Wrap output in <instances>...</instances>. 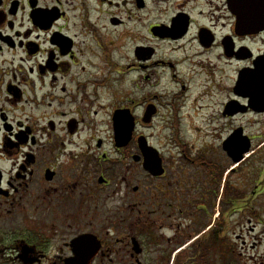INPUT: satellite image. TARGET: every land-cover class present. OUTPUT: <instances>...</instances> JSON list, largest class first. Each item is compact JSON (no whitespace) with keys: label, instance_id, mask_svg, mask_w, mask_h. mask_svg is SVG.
Returning <instances> with one entry per match:
<instances>
[{"label":"flooded vegetation","instance_id":"obj_1","mask_svg":"<svg viewBox=\"0 0 264 264\" xmlns=\"http://www.w3.org/2000/svg\"><path fill=\"white\" fill-rule=\"evenodd\" d=\"M235 1L240 8L264 3ZM89 17L94 24L81 21ZM237 17L231 0H0V264H184V259L211 264L208 251L197 248L212 226L210 219L203 220L212 190L179 194L180 202L191 207L194 224L205 226L196 235L178 234L177 203L169 220L150 219L153 213L142 203L139 183L131 188L134 201H129L132 172L140 184L142 172L151 180L167 178L162 157V176L152 177L144 169L142 138L151 145L142 131L154 128L172 131L180 146L178 131L218 132L213 158L212 152L205 153L208 146L193 154L182 149L179 156L191 169L201 170L202 175L194 174L198 186L205 174L204 187H212L215 179L216 186L222 182L223 206H229L222 215L237 216L234 230L241 233L234 237L238 258L250 257L248 250L255 247L247 240L253 242L264 215L255 204L259 196L264 200V32L239 29ZM106 34L113 37L109 45ZM120 35L139 39L127 71L118 77L134 71L142 83V100L120 93L119 104L108 108L111 148L105 149L100 139L94 150L78 155L76 141L51 136L50 115L35 120L31 110L49 111L51 103H58L52 118L72 112L75 117L62 132L68 131L71 139L77 135L84 115L90 114L78 106L73 86L68 90L63 83L60 96L54 87L64 79L73 85L82 60L115 64L102 54L116 49ZM108 78L95 84L105 87ZM95 111L92 117L98 115ZM193 116L201 118L202 127ZM125 124L132 132L118 146L115 129ZM236 174L251 179V188L237 187ZM116 179L125 191L115 207L109 191ZM235 204L244 210L235 212ZM203 240L216 241L219 264H227L226 236L207 234Z\"/></svg>","mask_w":264,"mask_h":264},{"label":"rangeland","instance_id":"obj_2","mask_svg":"<svg viewBox=\"0 0 264 264\" xmlns=\"http://www.w3.org/2000/svg\"><path fill=\"white\" fill-rule=\"evenodd\" d=\"M89 20L82 19L81 21L86 24L87 21H90V24H94V20L92 17L88 18ZM79 19L76 20V34L77 31L80 29V23ZM103 24H100L102 26ZM72 27V24H70ZM88 30L90 26H85ZM74 29V28H73ZM104 31V30H102ZM106 33V31H105ZM121 39L115 41V47L116 49L109 48L108 51L105 54H102V57L107 56L108 58H113V61L115 64L111 65L109 63V66L104 65V63L100 60H95V65L88 64L86 61L82 60L80 62V65H83L79 68H77V79L71 85V82L69 80H61L60 82L56 83V87H54L55 94L61 95L59 92V88L63 83H67L68 90L71 89L73 86L77 93H78V106H80L83 109H87L89 112V116L84 115V121L80 125V128L78 127L76 129L77 135L74 137L70 136V133L62 132V129L64 128V124L69 119L75 117L72 114V112L67 111V115L65 116H59L52 118L53 112H55L57 109H59L58 103H51V107L49 111H47V108H41L39 111H33L32 112V118L38 119L39 116L42 113H45L46 116H51V120L54 124V131H51V136H60L67 139L66 141H76L77 144V154H87L90 150H94L95 146L94 143L97 140H103L105 143V149H110V143H109V133L111 131H108V125L106 124V121H108V116L110 115V110H108L109 107H112V105H118L120 102L119 95L120 93H125L127 95H131L130 99H135L136 102L141 101L142 97V83L140 79H137L134 71H129L128 74L122 79L119 76V73L121 72V75L123 72L127 71V65L130 62V54L134 47V45L138 44L139 39L137 41H133V36L130 38L125 37L126 35H120ZM105 42L109 45L108 42L113 41V37L109 35H105ZM114 53V55H113ZM126 65V68H125ZM83 68V71L80 69ZM74 71V68H73ZM105 76H109L107 79L105 87H101L99 84H95V82H101V80H104ZM50 85L53 86L55 83L50 82ZM49 85V86H50ZM77 85H80V90L77 88ZM44 92L46 90L44 89ZM133 93V94H132ZM31 98L33 97L32 94H30ZM63 96V95H62ZM41 97V95L38 96V99ZM103 104L105 106H103ZM103 106V107H102ZM116 107V106H115ZM30 108V106H28ZM64 109V108H63ZM74 107H72V110ZM64 110V111H65ZM96 110V111H95ZM95 111L98 113L96 117H92V112ZM200 120L196 119L193 116V122L195 123H201ZM47 122V121H46ZM146 135V139L148 143L153 147L155 150L158 151L160 156L164 159V165L166 170V179H163L162 182L160 180H151L149 178H145V174L142 172V183L140 184L138 177L136 176V173H131V178L128 180L129 184V190L127 191L128 197L131 199L130 202H133L132 198V192L131 188L136 184L139 183V186H141V192L139 193L142 195V203L146 204L147 211H150L152 216H150V219H162V220H169L171 211L173 210V203H177L178 206L174 208V212L179 214L178 218V226H179V235L180 236H186L188 234L191 235V233L196 235L199 233L200 230L205 229V226H200L197 224H194L193 216L191 215V207L186 204L185 202H180L179 200V194L181 196H186L187 193H202V189L211 190L213 193H211V206H209L208 214L206 218H203L204 222L206 219H210L209 223L211 228L206 230V232L202 235L201 239L198 241L200 243V247L197 249H202L208 251L209 258L206 260L207 263L211 264H219V244L213 242V240H210V243H207L206 241L202 243L203 238L207 234H223L226 236V247H227V264H264V215L261 217L262 223L256 228V232L252 233V235L255 236V239L253 242L251 240H247L248 245H252L255 247L253 250H248L247 255L250 257L243 258L242 261L238 258V251L235 248L234 243V237L236 235H240L241 233H238V231L234 230L236 222H237V216L229 217V214L222 215V212L225 208H229V206L224 207L223 201L224 197L222 198L221 187L222 182L219 183L218 186H216V179L214 180V184L212 187L205 186L203 183V179L205 180V176H202V184L198 186L197 180L194 176L196 172H201V170L197 169H191L189 167V163L184 160L180 159L181 150L185 149L186 151H190V154H193L199 150H205L208 149L207 146L210 148L208 149L210 152H205L207 156L212 152V158L217 155L218 150V132H214L211 130L206 129H200L199 131H194L193 129H187L177 132V138L179 142H181L183 145H177L173 142V132L172 131H161L159 129H151L148 131H142ZM78 138V139H77ZM93 139V141H92ZM68 144V143H66ZM91 145L90 147H88ZM81 146V148H79ZM67 150L74 151V148L72 146H67ZM209 158V157H208ZM210 159V158H209ZM202 175V173H200ZM119 180L116 179L114 181V187L110 189V200L109 202L113 201V205L116 207L117 203L122 202L123 194H124V184H118ZM234 181L238 183L237 187H243L245 191L249 187L251 183V179L246 178L244 174H236L233 178ZM228 184V179H227ZM252 185V184H251ZM216 186V187H214ZM204 187V188H203ZM194 188V190H193ZM225 192H223V195H225ZM177 194V195H176ZM177 196V201L174 200V197ZM221 197V198H220ZM264 198V195H262ZM198 201V200H197ZM213 202H215V205L213 206ZM99 203H102V196L100 198ZM247 205L244 203L243 205L246 207H250L249 202H246ZM255 204L257 207L259 206V210L263 208L264 213V200L261 199V196H259V200L255 201ZM226 205V204H225ZM230 205V204H229ZM234 206L235 212H239L240 210H244V206H241L240 204L232 205ZM253 206V205H252ZM181 208H184L181 212ZM155 212V213H154ZM245 213V211H243ZM181 213L190 214V216H180ZM201 215L199 212L197 216ZM225 216V219L223 221V217ZM202 219V218H201ZM223 221L225 224L221 226L220 222ZM169 222H165V224H169ZM159 230L158 227H156V230ZM236 232V234H235ZM157 233V231H156ZM173 233L172 229L167 230L166 234L171 235ZM245 233V232H244ZM193 234V235H194ZM249 238V237H248ZM258 238V239H257ZM185 241V240H184ZM204 241V240H203ZM184 243V242H183ZM196 245V242L194 243V246ZM193 246V248H194ZM205 247V248H204ZM192 248V249H193ZM233 254V255H232ZM235 255V256H234ZM211 256V257H210ZM257 256V257H254ZM213 257V258H212ZM230 257V258H229ZM184 264H193V262H188V260L184 259Z\"/></svg>","mask_w":264,"mask_h":264},{"label":"water","instance_id":"obj_3","mask_svg":"<svg viewBox=\"0 0 264 264\" xmlns=\"http://www.w3.org/2000/svg\"><path fill=\"white\" fill-rule=\"evenodd\" d=\"M231 5L234 12H237L239 29L247 31H253L254 29L257 32H264V3L254 2L252 5L249 4L248 7L240 8V3L231 0ZM128 126V124H125L122 128L115 129V141L118 146L124 145V142L129 139L133 127L129 129ZM142 151L147 154V158H144L145 171L153 177L161 176L164 173L162 160L158 152L146 144L144 138H142ZM239 160L240 158L236 161Z\"/></svg>","mask_w":264,"mask_h":264}]
</instances>
